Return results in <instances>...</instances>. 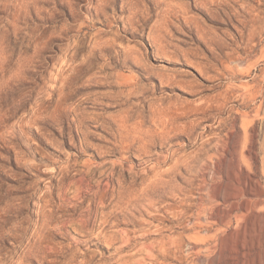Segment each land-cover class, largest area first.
<instances>
[{"label": "rangeland", "instance_id": "rangeland-1", "mask_svg": "<svg viewBox=\"0 0 264 264\" xmlns=\"http://www.w3.org/2000/svg\"><path fill=\"white\" fill-rule=\"evenodd\" d=\"M0 264H264V0H0Z\"/></svg>", "mask_w": 264, "mask_h": 264}, {"label": "bare ground", "instance_id": "bare-ground-1", "mask_svg": "<svg viewBox=\"0 0 264 264\" xmlns=\"http://www.w3.org/2000/svg\"><path fill=\"white\" fill-rule=\"evenodd\" d=\"M55 220H56V219H55ZM57 220H58V219H57ZM57 220H56V221H57Z\"/></svg>", "mask_w": 264, "mask_h": 264}]
</instances>
